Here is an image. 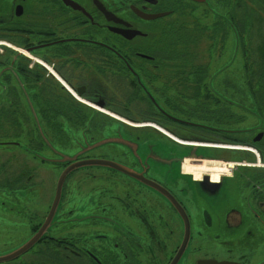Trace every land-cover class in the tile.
Masks as SVG:
<instances>
[{
    "label": "flooded vegetation",
    "instance_id": "1",
    "mask_svg": "<svg viewBox=\"0 0 264 264\" xmlns=\"http://www.w3.org/2000/svg\"><path fill=\"white\" fill-rule=\"evenodd\" d=\"M51 209L0 264H264V0H0V233Z\"/></svg>",
    "mask_w": 264,
    "mask_h": 264
},
{
    "label": "rangeland",
    "instance_id": "2",
    "mask_svg": "<svg viewBox=\"0 0 264 264\" xmlns=\"http://www.w3.org/2000/svg\"><path fill=\"white\" fill-rule=\"evenodd\" d=\"M245 10L247 11V9ZM231 47H232L231 44L227 43V47L225 50L226 57H223L225 61L221 60L220 63L222 62L225 63L229 60V56L232 51ZM51 188H52V182L50 183L49 189L51 190ZM45 191L48 192L47 187L45 188ZM28 235L29 234L25 229H17V230L14 229L12 232H10V230H7V233L1 232L0 233V256L7 255L8 253L12 252L13 249H16L15 247H17V245H19L22 242V240L25 239Z\"/></svg>",
    "mask_w": 264,
    "mask_h": 264
},
{
    "label": "water",
    "instance_id": "3",
    "mask_svg": "<svg viewBox=\"0 0 264 264\" xmlns=\"http://www.w3.org/2000/svg\"><path fill=\"white\" fill-rule=\"evenodd\" d=\"M63 177L64 176H62L61 178ZM52 209H51V212L49 213V216L44 221V223L39 228V230H37V232L29 240H27L24 244L17 247L16 249L8 253L7 255L0 256V263H5V262H10V261L15 260L16 258L20 257L21 255L31 250L43 238V236L48 231L49 223L53 218Z\"/></svg>",
    "mask_w": 264,
    "mask_h": 264
},
{
    "label": "trees",
    "instance_id": "4",
    "mask_svg": "<svg viewBox=\"0 0 264 264\" xmlns=\"http://www.w3.org/2000/svg\"><path fill=\"white\" fill-rule=\"evenodd\" d=\"M34 254H49L50 251L48 249H45V250H40L38 249L37 251L35 250L33 252ZM58 261H34L33 264H57Z\"/></svg>",
    "mask_w": 264,
    "mask_h": 264
},
{
    "label": "bare ground",
    "instance_id": "5",
    "mask_svg": "<svg viewBox=\"0 0 264 264\" xmlns=\"http://www.w3.org/2000/svg\"><path fill=\"white\" fill-rule=\"evenodd\" d=\"M194 172V171H193ZM187 173V172H186ZM197 175H199V174H197ZM195 176V175H194ZM196 178V177H195Z\"/></svg>",
    "mask_w": 264,
    "mask_h": 264
}]
</instances>
